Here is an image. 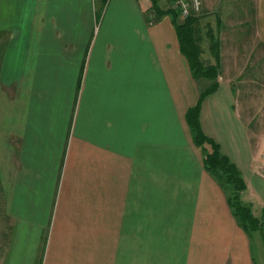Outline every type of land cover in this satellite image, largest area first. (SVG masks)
Here are the masks:
<instances>
[{
  "label": "crops",
  "instance_id": "crops-1",
  "mask_svg": "<svg viewBox=\"0 0 264 264\" xmlns=\"http://www.w3.org/2000/svg\"><path fill=\"white\" fill-rule=\"evenodd\" d=\"M221 3L264 48V0ZM167 7L0 0V264H255L193 142L202 84ZM218 78L199 122L261 208L258 152Z\"/></svg>",
  "mask_w": 264,
  "mask_h": 264
},
{
  "label": "rangeland",
  "instance_id": "rangeland-1",
  "mask_svg": "<svg viewBox=\"0 0 264 264\" xmlns=\"http://www.w3.org/2000/svg\"><path fill=\"white\" fill-rule=\"evenodd\" d=\"M199 1L198 15L201 16L200 22L203 31L206 32L210 25L215 29L221 41L220 80L229 79L230 81L235 107L239 110L242 119L246 120L250 143L258 152V160L255 161L254 167L257 168L261 176H264V48L255 43L251 34L239 32L240 28L235 25L236 19L223 17L221 0ZM201 46L203 47L202 58L206 62H213L214 58L208 50L206 38L202 40ZM222 100L223 98L217 103L218 106L222 105ZM210 103H213L212 98ZM222 118H226V116L222 114ZM226 125L222 124L220 128V132L225 137ZM228 125L231 132H234L233 129L236 130L232 124L228 123ZM240 167L242 174H245L247 171L245 165L240 164ZM241 198L243 199V196ZM252 209L256 214L259 213L260 208L256 204L252 205ZM0 210H2V205ZM251 239L255 264H264V242L255 233Z\"/></svg>",
  "mask_w": 264,
  "mask_h": 264
},
{
  "label": "trees",
  "instance_id": "trees-1",
  "mask_svg": "<svg viewBox=\"0 0 264 264\" xmlns=\"http://www.w3.org/2000/svg\"><path fill=\"white\" fill-rule=\"evenodd\" d=\"M156 0H153L155 3ZM158 7V6H157ZM165 12L171 14L176 30L180 50L188 60L190 71L195 79L200 80L202 87L195 105L188 108L186 120L190 126L193 142L203 149V164L206 170L214 177L218 185L223 189L227 202L236 218L239 226L252 238L254 233L262 236L264 242V205L256 212L252 204L241 199L240 193L245 188L244 180L237 166L224 155L219 144L206 135L200 125L199 115L202 103L206 96L214 92L219 86L221 71V41L215 29L208 25L206 32L201 27L199 12L187 18L180 16L167 8ZM218 29V28H217ZM208 41V50L213 62H206L202 58V40Z\"/></svg>",
  "mask_w": 264,
  "mask_h": 264
},
{
  "label": "built area",
  "instance_id": "built-area-1",
  "mask_svg": "<svg viewBox=\"0 0 264 264\" xmlns=\"http://www.w3.org/2000/svg\"><path fill=\"white\" fill-rule=\"evenodd\" d=\"M149 1V0H142ZM168 6L181 18H187L200 10L199 0H168Z\"/></svg>",
  "mask_w": 264,
  "mask_h": 264
}]
</instances>
